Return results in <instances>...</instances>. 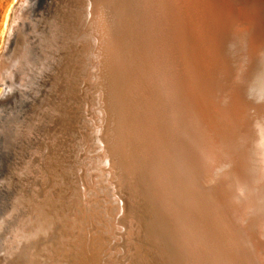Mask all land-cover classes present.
I'll return each instance as SVG.
<instances>
[{
	"label": "bare ground",
	"instance_id": "6f19581e",
	"mask_svg": "<svg viewBox=\"0 0 264 264\" xmlns=\"http://www.w3.org/2000/svg\"><path fill=\"white\" fill-rule=\"evenodd\" d=\"M40 1L17 0L15 4V23L10 27L11 33L6 45L8 51L14 52L3 54L0 58V86L4 89L3 92L7 90L0 97V128L6 126L8 122L5 132L8 138V127L13 119L12 112L19 104L23 105L27 98L35 97L37 102L34 101L33 108L36 107V110L39 103L42 105L52 91H60L63 94L62 90L65 93L63 100L61 98L62 103H68L71 96H74H70L71 93L68 90L76 87L78 83H84L87 86L85 91L84 85L82 92L86 99L83 111H86L87 119L79 120L80 117L77 116L79 109L75 110L71 107L72 103L70 102L66 107L67 118L63 120L60 117H55L51 122L53 126L45 129L46 134L43 138L50 137L47 141L48 146L46 147L48 148L42 170L45 175L37 178L41 179L40 182L45 181L46 186L39 184V188L35 191L39 193L36 194L37 197L50 195L43 200L45 207L43 212L38 213L33 210L25 217L27 219L25 227L28 233L24 232L22 236L19 235L20 237L16 235L19 237V239L17 238L19 241L4 242L10 249L12 246H18L16 249L12 248L15 249L14 251L0 249V260L3 258H6L7 261L12 259V263H14L13 256L19 250V243H24L26 248L21 249L19 260L15 259L16 264H219V262L224 263V260L228 262L230 260L232 264H242L244 260H241V255L244 251L249 258V264H264V234L255 237H251V234L247 237L248 219L229 200L227 201V198L223 197L219 190L217 191V187L215 195L212 197L209 195L212 204L209 203L206 194L202 192V189H207V187L200 183L199 186L202 189L197 188L198 178L194 177L195 174L190 166L191 158L189 156L191 155H188L185 148L187 142L186 122L183 113H181L184 104H182L181 95H178L180 90L178 82L184 81L185 78L192 75V72L186 71L184 78L170 80V86L168 80L163 83V74H161V78L157 73L164 88L161 99L172 113L169 120H161L165 113L158 102L157 107L152 109V93L138 92L137 90L140 83L146 85L155 82L156 62L152 59L150 63L153 66L152 69L149 67L150 71L148 72H144V64L139 66L140 62L137 63L134 57L130 59L132 66L127 63L125 56L128 60L132 56V53L129 52L139 49V46L143 47L144 42L137 36L132 39L133 36L130 37L128 30L123 29L127 18L121 5L111 7L114 9L113 18L110 16L107 18L104 15V17L94 19L90 25V30L93 32L89 30L88 33L86 30L82 33L81 30H76L71 32L67 41L65 38H61L63 30L61 19L54 17L58 11L52 12L54 19L51 21H44V19L52 17V15L43 16L41 20L44 28L54 38L58 37L57 42L51 43L57 48L56 53L52 55L49 50L51 40L43 39L36 42V45L31 47V51H26L27 45L18 39L23 29V33H27L29 28L27 20L30 11L40 19ZM155 1L170 11L175 12L176 10V15L179 11L180 14L177 16L186 21H189L186 17L198 15L200 8L197 7L193 10L199 4V0ZM202 2L211 17L209 24H212L213 28H220L225 24L229 19V16L225 15L226 12L238 10V13L240 11L243 13L239 16L233 15L235 20L233 18V22H231L236 24L239 21L234 35L239 41L241 38L245 49L249 42L244 41L243 37L249 38L250 35L264 30V24L259 21L261 10L259 8L264 7V0H202ZM31 3H33L32 8ZM83 7V4L77 3L79 11H82ZM64 8L67 9L66 6ZM256 13L259 15L256 16ZM114 23L116 27H113ZM68 24L72 25V21ZM69 25L67 26L69 27ZM64 43L67 44L64 45ZM107 44L110 45L107 46ZM61 51L63 54L60 53ZM60 54H68V60L65 63L61 59L62 57L59 58ZM92 54L97 60L101 57L100 64L96 62L89 66ZM42 57L47 65L45 62H41ZM257 63L262 66V73L258 74V78L261 77L264 81V51ZM18 65H23V69L21 66L20 68L24 78L30 69L33 81H35L34 87L23 86L21 91L27 98L20 103H16L15 97H13L16 87L14 75ZM194 65L197 67L195 62ZM92 67H104L102 71L104 82L107 79L109 81L101 87L100 91H97L100 88L94 90L97 77L93 78L91 75L89 79L85 78L84 80L83 78L75 79L73 76L74 71H83L82 68L85 69V72L91 71L92 74L94 70ZM58 73L60 76L57 81L54 80V77ZM123 73L126 77L122 80L127 82L134 91L137 111L141 110L139 118L132 117L131 102L121 82ZM61 76L64 79L62 77L60 82ZM59 82L60 87L53 90ZM167 88L166 94L165 89ZM89 92L91 98L88 96ZM103 104H105L106 111L102 107ZM5 106L8 108L9 114L4 117V113L7 112L3 110ZM34 112L24 115L23 119L29 120L35 114ZM82 120L89 121L91 127L84 125ZM157 120H161L159 132L161 131L165 144H160L156 129ZM80 129L83 134L79 132ZM75 134L81 137V141L76 140ZM72 139L79 145L82 144L86 155L84 159L91 160V162L86 164L82 170L81 176L84 184L82 186L80 184L78 197L76 196L77 201L67 205L62 200L64 193L56 188V184L59 178L67 179L73 173L74 167L70 165V161L66 162L59 152L60 149H64L62 146H65L68 151V147L72 143L75 145ZM168 144L172 148L171 155H176L181 170L187 174L185 175L188 178L194 177L192 183L196 185L200 195L207 203L206 205L202 199L180 185L181 180H179L180 182L175 181L178 185L176 184L175 191L173 189L174 196L183 195V201L187 196L191 201V203L188 202V206L192 208L189 210L193 213L188 211L184 219L189 227L193 221L194 228L188 232L182 225L184 222L181 221L184 214L182 215L172 205H167L166 200L161 201L154 193L155 185L153 183L151 185L146 180L148 170L145 162L154 163V166L160 168V164L163 162H159V157L168 153L165 150V145ZM259 144V149L264 152V128L261 137L259 136L257 140V145ZM64 151L67 152L65 149ZM93 152L98 155L88 156ZM184 154L186 159H184ZM2 157L3 160L0 161V215L10 208L9 201L16 194L18 196V192L15 191L13 185H8L5 175L2 173L9 154L5 152ZM169 160L174 162V158ZM75 163L81 164L78 161ZM84 169L90 170L86 172ZM89 172L98 174L86 179ZM216 176L219 179L224 178L219 175L218 170L217 173L216 171L212 172L205 183H210ZM152 204L157 206V211L152 208ZM26 212L30 211H22L23 215ZM154 219L162 221L168 232L163 234V231H155L151 223Z\"/></svg>",
	"mask_w": 264,
	"mask_h": 264
},
{
	"label": "rangeland",
	"instance_id": "374dc122",
	"mask_svg": "<svg viewBox=\"0 0 264 264\" xmlns=\"http://www.w3.org/2000/svg\"><path fill=\"white\" fill-rule=\"evenodd\" d=\"M16 1L17 0H0V58L3 54H11L14 52L12 50H6V45ZM119 1L121 3H118ZM33 3H31V8ZM77 3L83 4L84 9L82 11L77 9ZM118 5L122 6V10L125 12L127 18L123 29L126 31L128 30L130 37L133 36L132 39L137 36L144 42L143 47L140 48L139 46V49L129 52L132 53V56H130L128 60L125 56L127 63L132 66L130 59L134 57L137 63L138 61L140 62V64H138L139 66L144 64V72H148L153 66L150 63L152 59L156 62V67L154 68L155 82L146 85L140 83L137 88L138 92L143 91L152 93V109L157 107L158 102L165 113L161 117L162 119H160L169 120L170 117H172V113L161 99L164 88L162 87L157 73H159L161 78V74H163L165 79L162 78L163 83H166L168 80L170 86V80L184 78V73H186V71H191L192 75L187 78V80L189 79L188 85L191 90L193 88L200 104L204 107L203 110L207 115L208 121L217 125V131L219 134L223 135L227 142L228 146L226 147H228V153L227 150L223 148V154L227 155L226 157L224 156L223 159L220 156L222 159L221 164L215 170L216 173L219 170V175L224 176V178L219 179L217 178L218 176L213 177L211 182L206 184L209 186V189H202L199 186L201 180L197 179V188L200 187L202 192L206 194V197L209 199V195L211 197L215 195L216 187L219 188L222 184L226 185L225 189L230 190L231 193L229 197L224 196L222 191H220L221 189H219V191L223 197L228 198L233 206L244 213L248 219L247 228L249 231L246 232V236L249 237V235L252 234L251 237H255L264 234V152L259 149L260 144L257 145V140L259 136L261 137L264 128V81L261 77L258 78V74L262 73V66L257 63L264 51V30L260 33L257 32L250 35L249 38L243 37L244 41L249 42L247 44V49H245L241 38L239 41L234 35L239 21L233 24V18L235 20L233 15L239 16L243 14L241 11L238 13V10L226 12L227 14L225 15L229 16V19L220 28H213V25L209 24V32L200 14L194 15V17L188 15L189 17L186 18L189 19V21H186L177 16L180 14L179 11H177L176 15V10L175 12L170 11L162 7L155 0H41L39 2L40 19L39 16L36 18L35 13L30 11L27 20V25L29 27L27 33L24 34L23 29L18 39L27 45L25 48L26 51H31V47H33V45L35 46L36 42L38 43L43 39H47L48 41L51 40L49 50L53 55L56 53L55 50L57 48L51 45V43L53 41L57 42L58 37L54 38V36L44 28L43 21L41 20L43 16L52 15V17L44 19V21H51L54 19L52 12H55V10L58 11L54 17L61 19V25L63 27L61 38H65V41H67L71 32L76 30H81L82 33L88 30L89 33L91 22L94 19H98L101 16L104 17V15L107 16V18L109 16L113 18L114 9L112 8ZM63 6H66L67 9ZM197 7H199V4H197L193 10L197 9ZM94 9L95 12H93ZM259 9H261L259 12V21L264 24V7H260ZM259 14L256 13V16ZM68 17L70 18L68 19ZM208 18L210 19L211 17L208 15ZM71 21L72 25H69L68 23ZM67 25H69V27ZM114 26L116 27L115 23L113 27ZM212 41L215 43L214 51H212L210 47ZM65 44L67 43H64V45ZM109 45L110 44H107V46ZM60 53H62V51ZM62 54H60L59 58L62 57L61 59L64 60L63 62L65 63L68 60V54ZM208 55L212 58L218 70L223 71L227 77L226 81L229 85V103L219 102L213 99L210 94L206 71ZM94 57L95 56L92 54L91 62L88 60L89 66L96 64V62L100 64L101 57L98 60ZM92 60H95V62ZM41 62H45L43 57L41 58ZM194 62L197 67H195ZM46 63L47 62H45V64ZM137 63H135V65H137ZM20 66L23 69V65H18L14 75L16 87L13 97H15L16 103H20V101L27 98L21 91L23 86L31 88L34 87L33 84L35 83L30 69H28L29 72L27 71L24 78ZM93 68L94 67H92V69ZM103 68L104 67L94 68L92 74L91 71L85 72V69L82 68L83 71H74L73 76L75 79L83 78L84 80L85 78L89 79L91 75L93 78L97 77L94 90L96 91L100 88L97 90L100 91L102 86L109 83L108 79L104 82V76L102 75ZM59 73L54 77V80L58 81L57 78L60 76ZM112 75L114 76V73H112ZM62 77L63 76H61L60 82ZM124 77H126V75L123 73L121 75V82L131 102L132 117L139 118L141 117V110L140 112L137 111L134 91H132L127 82L122 80ZM60 82L54 86L53 90L60 87ZM84 85L86 91L87 86L84 83H78L76 87H72V89L68 90L69 93H71L70 96L74 95L71 96L68 103H62L65 96L64 90H62L63 94L60 91H52L49 97L45 98L42 105L39 103L36 110V107L33 108L36 98H27L23 105L19 104L12 112L13 119L8 127V138L5 133L8 122L6 126L0 128V130L3 131H0V161L3 160V153L7 152L9 154L7 164L2 173H4L8 185H13L15 191L18 192V196L16 194L9 201L10 208H7L8 210L0 215V242L17 241L24 232L28 233L25 227L27 223L25 217L33 210H36L38 213L44 211L45 207L43 200L50 194H46L44 197H37L36 194L39 193L35 191V189L39 188V184L40 186H46L45 181L40 182L41 179L39 180V178H37L38 176L42 177L45 175V173H42V170L44 169L45 154L48 148L46 147L48 146L47 141L50 139V137L43 138L46 134L45 129L53 126L51 122L55 117H60V119L63 120L67 118L68 113L66 107L70 102L72 103L70 105L71 107L75 110L79 109L77 111V116L80 117L79 120L83 118L87 119L85 114L86 111H83L84 104L86 103V99L82 94ZM178 85L181 90L178 89V95H181L182 104H184L183 97L191 101L187 93L183 96V92L185 91L183 89L184 81L178 82ZM3 91L4 89L0 86V97L3 96ZM167 92L168 88L165 89L166 94ZM29 93L31 92L29 91ZM88 96L90 97V92ZM102 107H104L106 111L105 104H103ZM3 110L6 112L8 108L5 106ZM33 112L35 114L29 120L23 119L24 115H30ZM8 114L9 111L4 113V117L8 116ZM161 120H157L156 129L160 144H165L161 131L159 132V122ZM81 122L84 123V125L86 124L87 127H91L89 121L84 122L82 120ZM79 132L83 134L81 129ZM75 138L77 141L81 139L78 134H75ZM211 139L214 140L215 138L211 136ZM72 141H74L75 145L72 143V145L68 147V151L65 146H62L67 152H65L64 149H60L59 152L66 162L70 161V165L74 167L73 173H71L67 179L65 177L64 179L59 178L56 184V188L64 193L62 200L63 203L65 202L67 205L77 201L80 184L81 186L84 184L81 176L82 170L86 167V164L91 162V160L84 159L86 155L84 148L81 146L82 144L79 145L74 139H72ZM192 143L194 145L193 140ZM214 148L216 150H221L218 145H215ZM171 149L170 144L165 145V150L169 155H171ZM194 151L199 152L200 150L194 146ZM97 155L96 152H93L88 156L94 157ZM206 158V154H202L198 159L203 165ZM184 159H186L185 154ZM56 160L58 161L57 158ZM76 161L81 162V164H76ZM89 170L84 169L86 172ZM204 172L205 171L202 170L201 174ZM211 173L212 171L208 174L209 178ZM97 174L98 173L94 174L89 172L87 176L90 179ZM189 178L191 182L194 181V177ZM209 203L212 204L210 199ZM25 210L30 212H26L25 215H23L22 211ZM16 235L20 236L17 237ZM4 246L7 245L4 244ZM7 249H10V247H6L4 251ZM4 262V264H16L12 263V259H8V261L4 260Z\"/></svg>",
	"mask_w": 264,
	"mask_h": 264
},
{
	"label": "water",
	"instance_id": "95a60500",
	"mask_svg": "<svg viewBox=\"0 0 264 264\" xmlns=\"http://www.w3.org/2000/svg\"><path fill=\"white\" fill-rule=\"evenodd\" d=\"M199 10H198V14H200L202 21L205 24L206 29H208V31L210 32L209 29V23L210 20L208 18V11L206 10V8H204V4L202 2V0H199ZM201 3V4H200ZM203 5V6H202ZM15 23V18L14 15L12 17V22L11 25ZM10 25V27H11ZM11 33V30L9 28L8 31V36H7V43L9 41V35ZM11 38V37H10ZM214 42L212 41L210 43V47L212 49V51H214ZM7 50V49H6ZM210 56L211 53L209 52ZM210 56L208 55L207 57V61L206 62V68H207V75H208V82H209V88H210V94L212 96L213 99L219 101V102H224V103H229V85L227 83V77L225 75V73L221 70H218L217 66L215 65V63L213 62L212 58H210ZM212 57V56H211ZM205 79V78H204ZM189 79L187 80V78L184 79V92H183V96L186 95V93L189 95L190 100L186 99L183 97V108H182V113H183V118L184 121L186 122V151L188 152V155L191 159H190V166H191V170L192 172L195 174V178L197 176L198 180H201V184L202 186L207 187V189L209 188L208 185H206L205 181L206 179L209 178V172H215V170L220 166L221 161L223 159V157L226 155L223 154V148H225L227 150L228 153V146L226 140L224 139L223 135L219 134V132L217 131L218 127L217 125H214V123H210L207 119V115L204 112L202 107V104H200L199 99L197 97V95H195V92L192 88H190V86L188 85ZM206 82V80H205ZM7 92V90L4 92V94ZM191 93V95H190ZM3 94V95H4ZM185 101V102H184ZM207 120V121H206ZM211 136H213V138H215L214 140L211 139ZM192 140L194 142V145L192 143ZM216 140V141H215ZM212 141V142H211ZM215 145H218V147L221 150H216L214 148ZM194 146L200 150L199 152L194 151ZM217 148V147H216ZM173 152V151H172ZM168 154V155H167ZM202 154H206V161L204 162V164L202 165V162L199 161V157ZM220 156L222 157V159L220 158ZM170 158H174V162L171 163V161L169 160ZM162 161L163 164H160V168L154 166V163L151 162H145L146 164V168H147V181H149L152 185V183L155 185L156 191H154V193L159 197V199H161V201L166 200L167 205H172L174 208L178 209V211L184 216L181 219L182 223L184 222L183 227L184 229H187L186 232L191 231V228H194V223L191 222V227H189V225L187 224V222L185 221L184 217H186V213L188 211H190L189 209L192 210V208L190 206H188V202L191 203V201L188 199V197L186 196V199L183 201V195H181L180 197L175 195L173 193V189L175 191L176 188V184L175 181H179L180 185H183L186 189L190 190L192 193H194L199 199H202L204 201V199L202 198V196L200 195L199 190L196 188V186L191 182V180L188 178V176H186L187 174L184 173L181 170V167L178 164V158L176 157V155H169V153H166L163 156L159 157V162ZM201 165V166H200ZM214 165V166H213ZM205 171L203 174H201V171ZM242 170V169H241ZM244 170V169H243ZM245 171V170H244ZM186 174V175H185ZM145 177V178H146ZM88 178V176H86V179ZM178 185V184H177ZM226 185H220L219 188L217 189V191L219 189H221L220 191H222V194L224 196L229 197L230 196V190H226ZM232 189V188H231ZM160 194H159V193ZM166 198V199H165ZM228 201V198L226 199ZM205 202V201H204ZM206 203V202H205ZM207 205V203H206ZM152 208H154L155 211H157V206L152 204ZM188 208V209H187ZM191 213H193L192 211H190ZM192 215V214H191ZM195 215V213H194ZM193 218V216H192ZM152 223V227L155 229V231H163L164 232H168V230H166L164 228V223L162 221L159 220H153ZM21 239V238H20ZM18 246V245H17ZM17 246H12L11 248H17ZM19 250L18 252L13 256V260L15 263V259L19 260V255L22 252V248H26L24 245V243H19ZM7 246H4L3 242H0V249H5ZM15 249H12L13 251ZM18 254V255H17ZM245 258V259H243ZM4 260H6V258H3L0 260V264L2 262H4ZM241 260L243 261L242 264H249V258L246 256V252L244 251L243 254L241 255ZM230 262V263H229ZM226 261L224 260V263L219 262V264H232L231 261L229 260Z\"/></svg>",
	"mask_w": 264,
	"mask_h": 264
}]
</instances>
